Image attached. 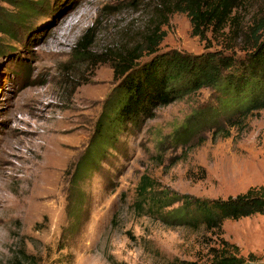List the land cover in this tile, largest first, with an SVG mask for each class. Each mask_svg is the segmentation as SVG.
Masks as SVG:
<instances>
[{
    "label": "rangeland",
    "instance_id": "rangeland-1",
    "mask_svg": "<svg viewBox=\"0 0 264 264\" xmlns=\"http://www.w3.org/2000/svg\"><path fill=\"white\" fill-rule=\"evenodd\" d=\"M159 1L0 0V264L211 263L224 251L264 262V214L220 228L169 222L181 197L225 199L264 186V109L235 127L208 122L201 112L217 105V93L203 88L92 156L118 81L111 57L149 35ZM254 1L240 11L244 31L263 2ZM167 19L159 52L221 50L247 64L251 45L230 29H209L202 40L187 13ZM91 157L75 217L74 175Z\"/></svg>",
    "mask_w": 264,
    "mask_h": 264
},
{
    "label": "trees",
    "instance_id": "trees-1",
    "mask_svg": "<svg viewBox=\"0 0 264 264\" xmlns=\"http://www.w3.org/2000/svg\"><path fill=\"white\" fill-rule=\"evenodd\" d=\"M177 1L175 7L171 6V0L156 3L152 16L161 19L149 35L136 42L133 47H123L119 53L111 55L113 57L109 55L112 58L114 77L118 81L104 101L102 119L96 130L93 157L103 156L105 146L115 144L119 139L118 135L128 125L140 126L159 106L168 105L203 88H212L217 93V105L201 112L202 119L207 118L208 122L217 123L225 118L230 127H235L264 109V0L251 12V21L245 31L239 21L240 11L256 6L254 0ZM21 7L24 12L32 10L30 4ZM176 11L188 14L193 35L202 40L206 39L209 29L220 32L225 28L231 30L233 40L243 38L244 43L251 45L247 49H250L247 64L239 65L236 55L221 50L200 54L177 50L159 52L158 48L165 37L162 28L168 23V15ZM80 47L78 51H82L83 48ZM89 160L91 163L80 165L74 175V205L69 210V215L75 217H80L83 210L81 205L84 193L80 184L87 175V170H94V160L92 157L87 158ZM148 187V184L141 185L139 192L142 198ZM181 198L182 205L177 216L169 219L173 225L220 228L226 219L237 220L258 213L264 214V186L250 188L225 199H200L192 196ZM173 199L178 197L173 196ZM158 214H161L160 210ZM183 262L264 264L254 255L246 258L226 251L217 254L211 263Z\"/></svg>",
    "mask_w": 264,
    "mask_h": 264
}]
</instances>
